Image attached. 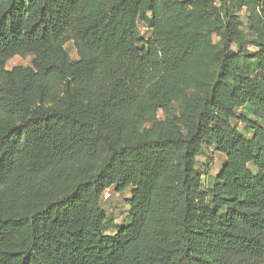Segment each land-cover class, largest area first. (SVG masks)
Wrapping results in <instances>:
<instances>
[{"label":"trees","instance_id":"1","mask_svg":"<svg viewBox=\"0 0 264 264\" xmlns=\"http://www.w3.org/2000/svg\"><path fill=\"white\" fill-rule=\"evenodd\" d=\"M219 2L0 0V264H264V0Z\"/></svg>","mask_w":264,"mask_h":264},{"label":"rangeland","instance_id":"2","mask_svg":"<svg viewBox=\"0 0 264 264\" xmlns=\"http://www.w3.org/2000/svg\"><path fill=\"white\" fill-rule=\"evenodd\" d=\"M217 5H219V0H216ZM235 14L240 17L241 21H245L246 16V7L243 8H237L235 7ZM141 32L145 33V29L141 28ZM211 34V48L210 51H215L219 48L220 44V37L218 35V32L212 27V30L210 31ZM251 35H249L250 37ZM67 50L69 51L71 57L73 59L76 58V51L73 49L72 44H69L67 46ZM252 51L256 50L254 47L251 48ZM32 62L31 57H14L11 59L8 64L7 68L13 69L18 66L23 67H30ZM215 70V64L213 61L212 54L207 56L202 64L201 69L198 71V79L201 82L205 81H211V76ZM198 88V90L196 89ZM186 91L188 93V97H193L195 94H198L201 92V85H186ZM181 108L182 105L180 102H173V104L170 106L168 111H159L156 119L159 121H167L172 120L174 118L178 119L181 117ZM239 113L246 114L249 117H252V112L248 108H243L239 111ZM151 123H146L145 126H150ZM234 125L237 126L240 131H244V126L240 124L238 121L234 122ZM226 161V156L214 151L212 148H206L205 154L198 158L197 164V170H200L203 173V180L204 184L207 187H210L213 183V180L215 176L218 174L222 166L224 165ZM132 188H128L123 192L117 193L115 191V187H112L108 192L104 194V197L102 199V207L105 209L106 213L108 214V235H116L119 229L129 223L128 221V214L130 210V205L128 203V200L131 199Z\"/></svg>","mask_w":264,"mask_h":264}]
</instances>
